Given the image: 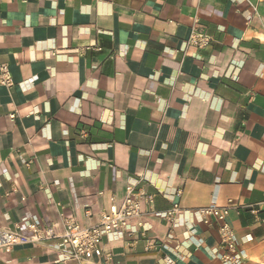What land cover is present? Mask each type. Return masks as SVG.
Wrapping results in <instances>:
<instances>
[{
    "label": "crops",
    "instance_id": "0c3cea01",
    "mask_svg": "<svg viewBox=\"0 0 264 264\" xmlns=\"http://www.w3.org/2000/svg\"><path fill=\"white\" fill-rule=\"evenodd\" d=\"M195 16L213 38L201 52L183 49ZM2 64L0 230L88 227L135 186L154 214L144 237H104L111 264H229L208 206L230 208L236 264H264L249 213L264 201V0H0ZM0 264L92 263L54 241L0 248Z\"/></svg>",
    "mask_w": 264,
    "mask_h": 264
},
{
    "label": "built area",
    "instance_id": "2783aa9c",
    "mask_svg": "<svg viewBox=\"0 0 264 264\" xmlns=\"http://www.w3.org/2000/svg\"><path fill=\"white\" fill-rule=\"evenodd\" d=\"M212 42L213 38L201 27L199 19L196 16L193 17L188 35L183 41V49L201 52L207 49ZM184 54L187 55L185 52ZM0 86L8 89L13 86L9 70L3 64L0 65ZM10 118L13 119V116L10 115ZM110 201L111 204L105 212L99 215L97 223L88 227H81L72 219L63 218V215L60 214L63 233L59 236H56L50 228H41L34 223L28 224V235L20 234L17 228L14 232L0 230V248L59 241L60 246L68 251L69 257L78 263L88 261L92 264H111V254L99 251L102 240L114 232L122 233L125 238L132 240H136L133 238L134 236L144 237L142 218L146 215L153 216L154 195L134 186L128 189L121 204L116 205L112 197ZM57 206L61 207L59 204ZM142 206L145 209L143 212ZM262 207H264V201L257 204L256 207L250 208L249 213L254 216L255 221L264 224V219L257 218ZM178 210L179 207L175 204L170 210L160 215V219L166 224L172 225ZM229 210V207L208 206L197 211L202 227L208 230L214 229L218 235L219 260L222 263L236 264L240 243L230 225ZM88 215L89 212L86 213V216ZM144 251L158 253L160 244L155 242L145 245ZM156 264H174V262L169 257L163 256Z\"/></svg>",
    "mask_w": 264,
    "mask_h": 264
}]
</instances>
